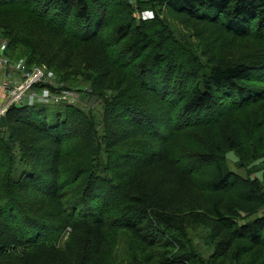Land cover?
I'll use <instances>...</instances> for the list:
<instances>
[{
    "label": "trees",
    "instance_id": "obj_1",
    "mask_svg": "<svg viewBox=\"0 0 264 264\" xmlns=\"http://www.w3.org/2000/svg\"><path fill=\"white\" fill-rule=\"evenodd\" d=\"M155 5L203 30L200 55L159 17L137 20L140 0H0L5 54L86 82L105 130L97 142L70 104L0 117V264H105L125 236L130 264H264V0ZM241 40L255 58L234 53ZM199 226L214 253L194 262Z\"/></svg>",
    "mask_w": 264,
    "mask_h": 264
},
{
    "label": "rangeland",
    "instance_id": "obj_2",
    "mask_svg": "<svg viewBox=\"0 0 264 264\" xmlns=\"http://www.w3.org/2000/svg\"><path fill=\"white\" fill-rule=\"evenodd\" d=\"M140 1L146 3L147 7L142 8L143 10L137 11L134 14L136 15L137 20L140 18L143 20H150L153 19L155 16L159 17L160 19L164 20L165 23L168 24V27L170 28L171 32L174 33V37L179 43H181L187 49H193L194 51H197L198 55H200V51L204 49V40L206 39V35L204 34L201 28L195 25L188 26L186 24H182V22L175 16H173L170 12H168V10L164 6L160 8L159 6L155 5L153 8H150V0ZM129 2L133 7L136 6V0H129ZM4 38H0V43L4 42L5 44H7V40L6 38ZM251 43L252 42H249L247 40L238 41L236 47L234 46V53H236V55L240 56L242 59L246 58L247 60H249L253 57L255 58L254 52L257 49L255 48V46L259 47V42L255 41V43L257 44L255 46H252ZM228 53L233 54V50L228 51ZM44 68L45 79L43 80V85L44 87L45 85L47 86L42 89H35L32 87L26 94V102H28V104L44 103L48 105H52V103L54 105L70 104L80 108L83 113L88 115L89 119L92 120L95 133L96 135H98L97 142L101 141L105 133L102 124L104 112L103 98L95 96V94L93 95V93L91 94L86 82L78 79L75 80L79 81L78 85L74 87H69L63 85V83H60L58 76L57 74H55L54 71L49 70L46 67ZM49 94H52L56 97H65V99L63 100L64 102H55L51 98H47ZM256 108L257 106H255L254 109L252 108L253 110H246L243 113H245V115L247 116H252L253 113L256 111ZM97 161L98 163H96L95 170L99 173H102L107 162L106 154L104 153L103 147L100 148V157ZM227 163L231 171H234L240 175H245V170L240 169L235 164L240 162L237 161V158L234 155H228ZM260 172L261 170H259L255 176L260 177ZM262 186L264 189V184H262ZM188 235L189 238L192 240V243L191 248L188 247L186 251H190L192 253L194 257V262H198V260L201 261L202 259L207 260L214 253L213 244L210 240L209 231L207 229L199 226L192 230H188ZM65 238V236L61 237L59 241L60 245H63ZM125 238L127 237L125 236L124 238L120 239L119 243H113L109 247L110 252L105 258V264H130L127 252V249L130 244L129 242H125ZM174 247H176V250L169 251V261L174 260V258L180 253L179 245H175ZM116 257L118 260L116 259ZM151 263L152 262H148V264ZM144 264H147V262H145ZM188 264L191 263L188 262Z\"/></svg>",
    "mask_w": 264,
    "mask_h": 264
},
{
    "label": "built area",
    "instance_id": "obj_3",
    "mask_svg": "<svg viewBox=\"0 0 264 264\" xmlns=\"http://www.w3.org/2000/svg\"><path fill=\"white\" fill-rule=\"evenodd\" d=\"M6 44L0 43V70L2 71L1 89L4 100L0 104V117L12 106H23L26 102L27 92L37 84H43L45 68L39 66L30 67L23 60H14L5 54ZM55 102H64L65 97L49 94Z\"/></svg>",
    "mask_w": 264,
    "mask_h": 264
},
{
    "label": "crops",
    "instance_id": "obj_4",
    "mask_svg": "<svg viewBox=\"0 0 264 264\" xmlns=\"http://www.w3.org/2000/svg\"><path fill=\"white\" fill-rule=\"evenodd\" d=\"M1 82H2V71L0 70V104L3 102L4 100V94L3 91L1 89Z\"/></svg>",
    "mask_w": 264,
    "mask_h": 264
}]
</instances>
